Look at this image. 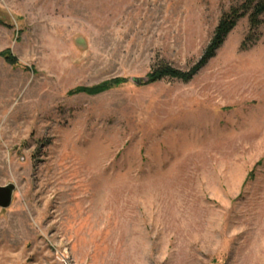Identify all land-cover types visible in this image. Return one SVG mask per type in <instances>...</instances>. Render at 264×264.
I'll use <instances>...</instances> for the list:
<instances>
[{"label": "rangeland", "instance_id": "obj_1", "mask_svg": "<svg viewBox=\"0 0 264 264\" xmlns=\"http://www.w3.org/2000/svg\"><path fill=\"white\" fill-rule=\"evenodd\" d=\"M236 3L0 0V264H264V25L133 81L191 69Z\"/></svg>", "mask_w": 264, "mask_h": 264}, {"label": "trees", "instance_id": "obj_2", "mask_svg": "<svg viewBox=\"0 0 264 264\" xmlns=\"http://www.w3.org/2000/svg\"><path fill=\"white\" fill-rule=\"evenodd\" d=\"M247 18L249 22L250 35L246 43L242 46L243 50L247 49V41L251 45L256 40L253 33L264 25V0H237V3L224 12L219 19L214 34L205 49L201 60L191 69L182 71L166 63L159 64L148 76L142 79V85H149L165 79L179 80L184 83L191 82L194 77L216 56L217 51L222 47L228 35L235 29L239 21ZM0 56L13 67L19 65L18 59L13 55L11 50H6ZM126 79H115L92 88H77L71 94L85 93L90 96L98 95L106 90L113 89L124 83Z\"/></svg>", "mask_w": 264, "mask_h": 264}, {"label": "water", "instance_id": "obj_3", "mask_svg": "<svg viewBox=\"0 0 264 264\" xmlns=\"http://www.w3.org/2000/svg\"><path fill=\"white\" fill-rule=\"evenodd\" d=\"M133 81L136 84H141L142 79H134ZM15 191L16 186L14 184L0 186V208L8 209L12 206Z\"/></svg>", "mask_w": 264, "mask_h": 264}]
</instances>
